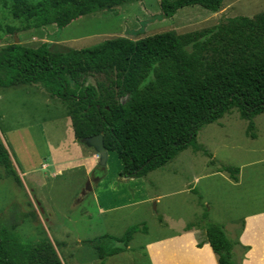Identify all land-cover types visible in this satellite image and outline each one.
<instances>
[{
    "label": "rangeland",
    "instance_id": "rangeland-1",
    "mask_svg": "<svg viewBox=\"0 0 264 264\" xmlns=\"http://www.w3.org/2000/svg\"><path fill=\"white\" fill-rule=\"evenodd\" d=\"M260 12H264V0H226L219 12L196 4L166 17L160 0H130L111 10L80 16L62 29L51 24L17 34L19 42L28 46L47 42L52 50L65 51L122 36L138 40L169 30L178 34L203 31L228 17H253ZM4 43L0 41V46ZM99 81L109 84L111 79L106 75L88 78L95 85ZM53 96L43 85L0 87V145L11 155L16 172L13 175L0 164V228L9 229L21 241L50 239L64 264H152L148 243L171 237L183 226L220 224L230 238H236L245 218L264 210V112L253 118L250 129V121L237 109L203 126L197 136L201 148L190 145L143 176L141 189L130 196L135 204H128L131 190L120 183L98 191L102 203L126 204L102 213L83 169L54 175L49 147L69 137L72 116L70 100ZM42 155L50 167L31 170ZM108 166L109 183L122 170L116 153L109 155ZM239 173V185L228 180L233 175L238 178ZM134 227L128 247L117 241ZM100 246L106 251L123 250L102 258ZM243 246L234 247L241 264L249 250ZM162 250L156 245L153 251L158 256Z\"/></svg>",
    "mask_w": 264,
    "mask_h": 264
},
{
    "label": "trees",
    "instance_id": "trees-1",
    "mask_svg": "<svg viewBox=\"0 0 264 264\" xmlns=\"http://www.w3.org/2000/svg\"><path fill=\"white\" fill-rule=\"evenodd\" d=\"M128 1L0 0V41H5L0 46V87L43 85L52 95L70 100L77 141L87 145V137L103 133L109 155L117 154L121 174L127 177L145 176L190 145L200 149L197 136L202 127L234 109L252 128L253 118L264 112V12L228 17L203 31L169 30L138 40L122 36L65 51L52 50L47 42L33 47L14 39L31 28L55 24L62 29L80 16ZM160 2L162 16L171 17L196 4L219 12L226 0ZM92 75H106L111 82L89 83ZM125 96L128 99L121 101ZM0 164L16 174L3 145ZM203 227L218 264H241L234 252L241 244L238 239L230 238L220 224ZM135 228L117 241L128 247ZM98 250L103 258L123 247ZM0 264L64 262L50 239L21 241L0 228Z\"/></svg>",
    "mask_w": 264,
    "mask_h": 264
},
{
    "label": "crops",
    "instance_id": "crops-1",
    "mask_svg": "<svg viewBox=\"0 0 264 264\" xmlns=\"http://www.w3.org/2000/svg\"><path fill=\"white\" fill-rule=\"evenodd\" d=\"M69 122V137L61 140L57 145L51 143L52 151L49 147L50 157H52L55 167V177L64 174L66 170L83 169L92 183L90 190L93 193L97 208L100 212L105 213L109 209L125 206L126 204L112 206L108 202L102 203L98 191H102L103 188H115L120 183L122 186H127L131 190L129 197L131 195L134 196L141 189L140 183H142L143 176H123L120 170L115 176V181L108 183L106 175L109 168L108 162L104 170L100 164V157L96 150L93 147L77 141L70 116ZM38 155L39 152L37 153ZM40 166L42 168L50 167L49 161H46V157L43 155L40 157L38 163L31 165L30 169L34 170ZM102 171L104 172L102 173ZM239 174L240 176H238L237 180L232 177L228 178V180L239 185L242 179L241 173ZM152 198L159 200L160 196H154ZM131 201L132 197L129 198L128 204H135V202ZM244 222L243 229L239 232L238 237H236L243 245L249 247L243 264H264V210L254 212V214L246 217ZM205 237L203 226H197L189 230L186 226H183L181 232L171 237L148 243V251L152 264H218V256L214 252L211 244L205 240ZM200 242L202 243L201 247L198 246ZM156 245L163 247L162 252L158 256L153 251Z\"/></svg>",
    "mask_w": 264,
    "mask_h": 264
},
{
    "label": "water",
    "instance_id": "water-1",
    "mask_svg": "<svg viewBox=\"0 0 264 264\" xmlns=\"http://www.w3.org/2000/svg\"><path fill=\"white\" fill-rule=\"evenodd\" d=\"M15 38H16L15 39L16 43H19V38L16 34H15ZM85 142L88 146L93 147L96 150V152L98 153L100 157V164L102 168L105 170L108 159H109V151L105 145L103 133H99V134L87 137L85 139Z\"/></svg>",
    "mask_w": 264,
    "mask_h": 264
}]
</instances>
